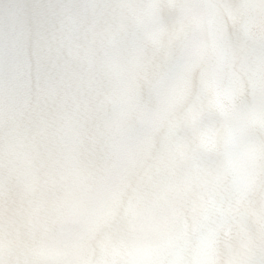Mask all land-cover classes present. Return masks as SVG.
I'll return each instance as SVG.
<instances>
[{
	"label": "clouds",
	"instance_id": "1",
	"mask_svg": "<svg viewBox=\"0 0 264 264\" xmlns=\"http://www.w3.org/2000/svg\"><path fill=\"white\" fill-rule=\"evenodd\" d=\"M0 264H264V0H0Z\"/></svg>",
	"mask_w": 264,
	"mask_h": 264
}]
</instances>
